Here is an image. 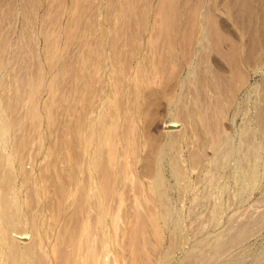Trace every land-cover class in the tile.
I'll list each match as a JSON object with an SVG mask.
<instances>
[{
    "label": "bare ground",
    "instance_id": "bare-ground-1",
    "mask_svg": "<svg viewBox=\"0 0 264 264\" xmlns=\"http://www.w3.org/2000/svg\"><path fill=\"white\" fill-rule=\"evenodd\" d=\"M15 18L21 25L14 28L8 23ZM13 71L24 73L11 82L9 96L4 80ZM0 73V264L145 260L147 240L140 236L150 225L159 242L166 229L180 236L164 195L165 165L171 163L178 182L186 176L184 145L195 165L214 151L207 161L213 183L229 170L244 194L264 179V0H0ZM257 75L258 88L252 82ZM163 81L174 82L168 94L161 92ZM255 89V113L245 110L239 142L224 120L233 130ZM160 95L171 123L155 148L149 106ZM33 142L39 143L36 160L45 165L27 157ZM146 148L159 209L149 217L137 211L121 226V185L141 176L137 167ZM79 173L86 174L84 184ZM29 232L31 241L21 248ZM118 236L128 255L114 253ZM237 240L212 246L219 254ZM198 253L187 254V264L207 258Z\"/></svg>",
    "mask_w": 264,
    "mask_h": 264
},
{
    "label": "rangeland",
    "instance_id": "rangeland-1",
    "mask_svg": "<svg viewBox=\"0 0 264 264\" xmlns=\"http://www.w3.org/2000/svg\"><path fill=\"white\" fill-rule=\"evenodd\" d=\"M5 10L6 8L3 9V13L5 12ZM17 19L16 18L13 19V22H11V24L8 23V25L13 26L12 24H14L15 22L16 25L14 24V28L19 27L21 25V19L19 18ZM4 25H6L5 22ZM229 26L233 28L232 24L230 25V23ZM233 29L232 31L234 32ZM236 30L237 29H235V31ZM43 46L44 44L41 41L39 43V48L42 49L41 47ZM18 71H13V74L4 80L8 82L9 96H13L14 94L11 89V82L16 81L24 73L23 71L22 72H18ZM260 78H261L260 75L254 76L253 78L252 82L253 84H255L256 87L260 84L261 81ZM173 85H174L173 81H169V82L163 81L161 86V92H163L164 94H168L172 90ZM0 92H2L1 83H0ZM258 94L259 92L257 91V89H255L253 90L252 94L249 95V97L247 96L245 97L244 105H242V108L240 110L241 115L239 114L237 125H234L233 130H231V127L227 125L230 124L231 121H229L228 118L224 120L225 130L232 131L233 133L237 132L235 135L237 141L239 142L240 140L243 141L242 136L240 135V131L242 130L240 126L242 125L243 128L245 123V118H244L246 117L245 110L248 112L249 109L251 116L254 115L255 113L254 105L255 102L258 100L257 99ZM97 103L100 104L98 100ZM20 105L22 104L20 103ZM79 108H81V106H79ZM168 111H169V107L167 105V99L164 95L156 96L153 98V103L149 106L150 117L148 124H149L150 132L157 135L156 140H154L155 148L159 146V143L165 139L166 137L165 135H167L168 134L167 132H169L168 129L164 128V124L171 123L170 118H167L166 116ZM243 113L245 114L243 115ZM241 118L242 119L244 118V120H242ZM237 127L241 130H239ZM27 133L32 134V136L34 137L33 131H28ZM161 133L162 135L158 136ZM238 137H240V139ZM194 139L195 138L191 137L190 142L192 143V149H194L195 148L194 145H196V143H193L195 142ZM31 145H32L31 147L33 148L32 150L35 149L36 151L30 150V152H28L29 150H27L26 154L27 157L34 156L33 158L34 160H36L35 157L38 155V152L40 150L38 149L39 143L33 142ZM31 147L28 149H31ZM182 149L184 151L181 150L182 152H180V155L182 158H184L182 159V165H183V170L186 171L185 172L186 176L182 178L183 181L182 179H180L181 181L179 180L178 182L177 181L178 178H176V175L174 174V172H172L173 168L172 166H170L171 163L168 162L167 165H165L166 168L165 178L167 179H166V188H165L166 190H164L165 192L164 195L165 197H167L166 199L168 205L174 210V214L176 217L175 220H179V222L176 221V223L178 222V224H180L181 228L183 229L180 228L179 230L180 236L176 239L173 238L172 236L173 234L171 235L172 233L171 230L169 229H166V231L164 230L163 232L164 239L161 240L162 241L161 243V241L159 242V240L157 239L158 236L155 232L154 227L150 225L148 230L149 233L146 232V234L147 233L148 234L147 235L145 234L146 237L143 235L140 236L141 241H143L144 239L147 240L143 244L145 257L147 258V261H145L146 260L145 257H144L145 260H143L142 257V261L140 258L139 260L141 262L140 263L138 262V264H183V263L187 264V254L191 252L198 253V250L201 253H205L206 252L205 250H207V252L205 253L207 256L204 254V256H206L207 258L199 257L200 259L198 258V260L195 261L196 262L195 264H197L198 261L200 262V264H205V263L224 264L225 262L226 264H264V227H263L264 226V179L258 181V183H256V186L255 184L254 185L250 184L246 193L243 194L242 193L243 191L241 189L242 184L239 183V181L236 179L234 175L230 174L229 170L222 171L224 174L221 173L222 175L220 174L219 179H217L214 183L212 182L211 178L216 175L213 174L215 171L211 168L210 163H208L210 162L209 160H211L214 157V151L212 149H208L207 154L209 156L206 158L203 164H199V165H195L193 162L191 163L192 159L189 151L190 148L188 149L187 145L182 146ZM8 152H10L9 150H7V154H10ZM29 153L30 154L33 153L34 155L33 154L30 155ZM150 155H151L150 151L146 148V150L144 151L145 157L143 160H141V162L138 164L137 167V170L141 173V176L140 177L134 176V178L129 180L127 184L124 183L123 185H121L122 193L120 198V209L118 213L120 218L119 224L121 226L127 218L131 217L132 220L135 219L137 211H140L143 217H149L151 213L159 209V200L157 198V195L153 193L156 190L154 178L153 175H151L149 172V169L152 167V162L149 160ZM51 159L52 158H50V160ZM35 162L36 163L38 162L39 164L38 166L45 165L44 164L45 161H43L41 158L39 159V161L36 160ZM64 162L65 159L61 158L60 164L62 165V167L63 165H65ZM205 166L208 167L210 166V167L206 168ZM14 169H15L14 172H16L17 175V183L18 186L20 187L22 183L21 175L19 171L17 173V169L15 167ZM79 176L81 180H83L82 184H84L86 181V174L79 173ZM187 177L189 178L187 179ZM206 180L208 185L205 182ZM227 182L230 185V187L227 184ZM139 184L143 186V189L148 191L149 195L147 196L142 195L143 192L140 191ZM239 184L241 186H239ZM252 186L253 188H251ZM80 188L81 190H79L80 192L79 195L81 196L83 193V186ZM149 188H151V192H149L148 190ZM25 193L26 192L22 193V197L24 199L27 198V194ZM221 196H223V198ZM222 205L224 207H221ZM182 217L184 219V222ZM180 220H182V222ZM181 224L185 225L186 227ZM123 226H125V222ZM182 230H184V232ZM181 232H183L182 237H181ZM108 235L110 236V232L108 233ZM235 235L240 237V242H238L237 240L235 241V244L231 243V247L229 246L228 247L229 249L227 248L225 249L226 252L223 250L221 253L218 254L216 247H214L216 246L215 241L222 240L221 241L222 243L224 242L227 243L230 242L229 240L232 241ZM180 237L181 238L185 237V238L180 240ZM201 237L205 238V240H203V238L201 239ZM210 238L211 240H209ZM30 241H31V233L29 232L26 233L24 239L22 240L21 248H23L25 244ZM172 241L173 242L176 241V242L173 243ZM118 242L119 244L112 243L111 245L112 249H114V253L116 252V250H119L121 253L123 254L127 253L128 255V252L123 244L125 240L118 236ZM171 242L173 243L174 246L175 245L176 246L172 247ZM205 243H210V244H205ZM212 243L214 244V246H212L213 245ZM199 244H202V248L205 246L204 249H201V247H199L200 246ZM195 246L198 247V250ZM193 247H195L196 249H194ZM188 250L191 251L188 252ZM111 257L114 258V254H112ZM201 259L203 263L202 261H200ZM48 262L49 264H53L50 259H48Z\"/></svg>",
    "mask_w": 264,
    "mask_h": 264
}]
</instances>
